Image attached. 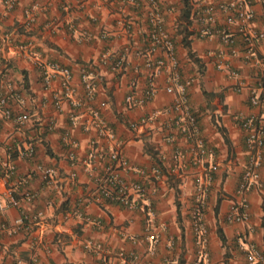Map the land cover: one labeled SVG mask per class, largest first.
<instances>
[{"label":"crops","instance_id":"1","mask_svg":"<svg viewBox=\"0 0 264 264\" xmlns=\"http://www.w3.org/2000/svg\"><path fill=\"white\" fill-rule=\"evenodd\" d=\"M163 11L164 25L171 31L181 77L193 76L188 102L196 110L198 126L205 142L213 150L211 157L192 162L185 143L175 166L168 174H154L151 151L159 152L164 163H170L172 144L162 141L171 111L167 108L173 94L165 91L166 72L156 75L143 63L146 41V0H0V77L4 90L20 92V100H10L13 113L24 109L28 119L17 123L0 116V162L13 165L8 177L0 173V197L6 199L7 188L19 197L20 206L7 205L0 211V264H15L30 256L37 264H128L129 252L136 253L134 264H249L246 251L256 248L264 264V239L261 228V197L264 194V142L259 166V183L245 192L247 218L229 221L226 213L237 202L235 185L248 158L243 130L235 115H252L264 124V99L256 104L248 100L251 91L258 93L264 80V40L255 44V59L244 58V33L239 22L225 23L224 12L214 9V26L231 39L223 41L219 33L197 34L201 20L193 16L191 46L204 61L201 75L206 90L215 92L206 97L196 82L194 66L185 57L174 25L178 20L179 0H156ZM214 0H195L199 9ZM230 2L232 0H221ZM253 17L244 28L264 30V0H245ZM126 21V22H124ZM229 45L234 49L229 51ZM218 51L224 52L223 66L216 67ZM119 52L124 62L113 66ZM71 70V97L64 96L55 109L52 95L61 92L60 74L52 65ZM92 64L97 80L94 95L83 105L73 106L71 100L81 97L80 67ZM236 71V75L230 73ZM47 73L50 81L42 85ZM154 82L153 96L143 104L126 106L124 96L139 95L149 79ZM24 79V80H23ZM24 81L26 90L21 89ZM242 81L239 85L238 82ZM91 109L108 123L114 138L100 133ZM152 113L145 123L135 127L142 115ZM52 129H45L47 120ZM73 120V122H71ZM221 127L230 143L223 142ZM69 134L71 143L64 141ZM32 145V156L22 152ZM94 147L96 156L88 158ZM120 149L128 165L121 166L108 158L113 149ZM68 151L73 157H68ZM217 170L206 190L202 208L207 229L208 255L197 257L190 225V211L195 206L194 183L202 176L209 162ZM38 166L52 167L50 180L41 177ZM146 171L143 190L135 194L134 208L108 201H96V182L104 175L131 180ZM24 189L34 192L30 202L22 199ZM146 202L152 214L147 215ZM217 203L214 213L213 205ZM42 210L40 235L31 229L15 227L20 208ZM74 208L77 211L73 210ZM69 210L67 214H64ZM225 236L220 243L216 227ZM146 227L158 236L152 254L147 253ZM124 251V257L117 251Z\"/></svg>","mask_w":264,"mask_h":264},{"label":"built area","instance_id":"2","mask_svg":"<svg viewBox=\"0 0 264 264\" xmlns=\"http://www.w3.org/2000/svg\"><path fill=\"white\" fill-rule=\"evenodd\" d=\"M190 1L191 14L189 15V22L193 16L201 20V25L198 28L197 34L200 36L210 35L213 31L220 34L223 41L230 44L231 39L228 38L224 32L214 26L215 16L214 9H219L224 12L225 23L239 22L238 29L244 33L245 48L244 58L255 59V44L259 40H264V30H252L244 28L249 20L253 17L252 9L245 4V0H232L230 2H222L221 0H214L212 4L207 5L204 8L199 9L197 4ZM202 1V0H201ZM146 45H145V57L143 59L144 65L147 69L151 70L152 75H156L160 71H165V85L164 89L167 92L172 93L173 99L168 105V109L171 111V119L167 123L166 131L162 135V141L168 144H172V150L170 157V163L166 165L165 171L160 168L159 165L153 163L150 168V172L154 174H168L170 167L174 163L175 166L178 157L181 155L182 150L179 147V140L184 141L186 152L189 159L192 162H202L204 157H211L213 155L212 148L205 142L204 136L201 133L195 113L188 102L189 87L194 82L193 76L181 77L179 71V61L175 54L174 43L171 35V31L164 25L163 11L169 10V6H165L164 10L159 7L156 0H146ZM126 22V21H124ZM127 23V22H126ZM234 49L229 45V51L233 52ZM224 52L218 51L216 53L215 63L216 67L223 66ZM124 62V56L122 52H119L117 58L113 61L115 68H120ZM53 69H57L60 74V86L61 92L54 93L52 95V102L55 109L61 107V103L64 96L72 95L73 88L71 85V70L67 66L52 65ZM231 74L236 75L235 70L230 71ZM42 85L47 87L50 81V77L47 73L42 76ZM97 74L92 64H86L80 67L79 81L83 88V94L81 97L73 98L71 103L73 106L83 105L86 100L90 99L96 89ZM239 85L242 81L238 82ZM21 89L27 92V88L23 86V81L20 82ZM260 90L258 93L251 91L248 96V100L252 104H256L259 99H264V80L259 84ZM0 77V116L6 119L12 118L17 123L24 122L28 119V112L21 109L17 113L12 112L10 100H20V92H10L4 90ZM154 82L149 79L144 90L135 95L132 92L126 93L124 96V103L126 106H133L143 104L149 100L154 94ZM92 117L96 120L95 125L98 126L100 133H103L108 139L114 138V132L112 127L99 117L97 109H91ZM152 117V113H146L142 115L137 121H130L129 125L135 127L138 124L147 122ZM235 119L238 120L239 126L243 130L244 143L247 150L248 158L244 164L239 178L235 185V191L237 193V202L231 203L226 213V218L229 221H238L247 218L248 202L245 197L246 190L252 184L259 183V166L261 163L262 147L264 142V124L256 123L252 115H235ZM73 122V120L71 121ZM45 129L49 130L53 127V122L47 120L45 122ZM64 141L71 143V138L66 132L64 135ZM26 156H32L33 147L28 145L22 152ZM159 154V152H158ZM68 157H73V152L68 151ZM96 156L94 147L90 148L87 152L88 158H94ZM160 156V154H159ZM110 161L115 162L121 166H127L128 162L124 154L120 149L116 148L108 153ZM161 158V157H160ZM162 159V158H161ZM163 160V159H162ZM202 173V176L194 183L193 199L195 200V206L190 211V227L193 237V242L196 250L197 257L200 259L207 258V229L203 222L202 208L205 203L206 190L212 179L213 172L217 170V163L212 162ZM41 173V177L50 180L53 174L52 167H37ZM13 171V165L8 162H0V173L2 177H8ZM140 175L131 180L118 178L116 175L108 174L96 182L94 199L96 201H108L120 204L127 208H134L137 206L136 197L134 196L138 192L143 190V179L145 178L146 171L144 169H138ZM6 199L0 197V211L7 205L20 206L19 197H15L10 188L6 190ZM21 197L24 201L30 202L34 198V192L28 189H24ZM147 215L152 214L150 202H146ZM19 215L14 219V226L25 227L31 229L32 235L38 237L40 235L39 226L41 224V217L43 215L42 210H36L34 212L27 211V209L21 207ZM73 210L77 211L76 208ZM69 210H66L64 214H67ZM146 241H147V253L152 254L154 251L155 243L157 242V234L149 230L146 227ZM117 255L123 258L124 251L118 250ZM129 258L128 264H134V261L138 259V255L133 252L127 254ZM261 259L260 252L250 247L245 254V260L249 263H256ZM15 264H37L36 257L30 256L26 260H19ZM109 264V263H106Z\"/></svg>","mask_w":264,"mask_h":264},{"label":"trees","instance_id":"3","mask_svg":"<svg viewBox=\"0 0 264 264\" xmlns=\"http://www.w3.org/2000/svg\"><path fill=\"white\" fill-rule=\"evenodd\" d=\"M191 0H179L180 2V8H179V13H178V20L176 21L174 25V31L178 36L180 44L183 46L184 51H185V57L187 58L188 61L192 63L194 66V71H195V77H196V82L200 87V90L202 94L206 97H210L215 94V92L206 90L201 81V75L204 70V61L201 59V57L196 53V51L192 48L191 46V29H189L188 24H189V15L191 14V5H190ZM24 80V79H23ZM23 86L26 87L25 82L23 81ZM195 117L198 123V115L195 113ZM218 130H220L223 142L227 145V149L230 147V143L228 141V138L226 137V134L224 133L223 129L221 127H218ZM152 153V159L155 162V164L159 165L160 168H162L164 171L166 169V166L163 163V160L160 158L159 154L157 151L154 149L151 151ZM14 195V194H13ZM15 196V195H14ZM17 197V196H15ZM261 228H262V236L264 239V194L261 197ZM217 203H214L213 205V210L214 213L216 211ZM216 233L217 236L219 237L220 243L224 244L225 241V236L223 234V231L221 230L220 227H216ZM224 264H228V262L225 260Z\"/></svg>","mask_w":264,"mask_h":264}]
</instances>
